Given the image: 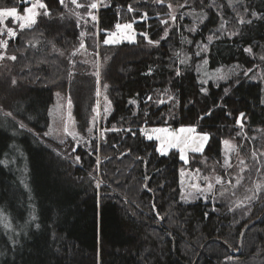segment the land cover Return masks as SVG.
I'll list each match as a JSON object with an SVG mask.
<instances>
[{
  "label": "trees",
  "instance_id": "16d2710c",
  "mask_svg": "<svg viewBox=\"0 0 264 264\" xmlns=\"http://www.w3.org/2000/svg\"><path fill=\"white\" fill-rule=\"evenodd\" d=\"M28 3L0 0V9L22 12ZM42 3L37 22L7 41L16 59L0 65V103L13 115L0 111V264H192L212 237L237 249L242 227L264 209V188L248 209H231L227 200L184 202L185 164L176 150L157 153L141 127L191 125L210 134L203 152L190 155L191 168L201 156L220 161L221 141L232 138L247 155L256 149L247 158L249 179L258 166L257 175L264 173V0H101L97 19L82 26L58 0ZM169 4L202 15L176 19L165 36ZM123 21L134 39L105 45L104 34ZM81 41L98 52L111 110L97 135L63 148L44 136L54 92L71 94L77 123L87 126L91 117L84 74L69 75V53ZM204 58L225 76L201 81ZM196 264H264V215L245 230L240 251L211 240Z\"/></svg>",
  "mask_w": 264,
  "mask_h": 264
},
{
  "label": "rangeland",
  "instance_id": "374dc122",
  "mask_svg": "<svg viewBox=\"0 0 264 264\" xmlns=\"http://www.w3.org/2000/svg\"><path fill=\"white\" fill-rule=\"evenodd\" d=\"M29 3L26 7H31L33 3H37V0H27ZM101 0H86L82 3L77 0L76 4L72 0H63L65 7L75 16L78 25L82 26L83 20L88 18V22H92V16L94 15L97 19V12L101 5ZM232 2L233 0H227ZM39 3H42V0H39ZM91 3H97L98 8L93 10L90 9ZM77 4L80 7H77ZM25 9V8H24ZM41 8H37L36 12ZM189 15L193 20L197 19V16L202 15V12L195 11L190 8H182L181 5L169 4L168 16H167V27L165 28V33L175 25L176 19L185 17ZM7 15V13L0 12V16ZM18 15L25 16L26 13L24 10L18 12ZM175 17V20H173ZM238 20L241 21L242 17L238 16ZM23 21H17L13 18H5L4 22L0 24V41H8L10 36L8 35L7 29L12 28L16 33V30L20 28V23ZM121 25L129 24L131 22L123 21L117 22ZM116 23V24H117ZM114 29L107 31L102 41L105 38H111L112 33L120 32L115 39L116 42L121 41H132L135 36V30L132 27L129 29ZM226 26L221 27L222 30H225ZM227 30V29H226ZM225 30V31H226ZM82 33V30H81ZM164 33V34H165ZM96 42V41H95ZM81 41L75 49V53H69L70 59V72H72V77L75 76V71H79V74H84L83 80H87V85L90 87L89 99L92 100L91 105V117L87 126L77 123L74 119L73 114V100L70 93H66L63 90H56L54 92V99L49 107L50 122L47 131L44 133L45 137H50L63 148L66 147L69 143H72V147L78 142L88 141L89 137L97 135L100 131L99 121L105 117L111 110V102L106 93V87L100 81V67L101 61L97 51H93L87 48L84 44V47L81 48ZM98 48V45H96ZM68 55V54H67ZM0 65L2 66L7 62L11 54L6 51V47H0ZM181 62L187 61V56L179 57ZM81 67V68H80ZM80 68V70H79ZM197 69L199 71L200 80L205 82L207 80L215 79L218 77L225 76L226 72L222 67L210 68L207 65V60L205 58L197 64ZM259 72V71H258ZM261 80L264 84V73H260ZM71 100V104H69ZM2 102V101H1ZM107 109V112L105 111ZM0 111L12 118L13 115L8 109H5L0 103ZM71 114V115H69ZM22 123H20L21 125ZM0 126H5V124L0 121ZM67 126V132L65 127ZM182 126H191V125H179V126H170V125H158L153 126L148 131V136H152L156 142V147L160 145L161 141L157 140L155 137L157 135H164L163 133L153 132V129L164 128L169 130H178ZM97 130V131H96ZM199 132V131H197ZM206 133V132H205ZM63 141V142H61ZM16 145V144H15ZM54 148L68 160L77 164L76 161L71 158L66 151ZM171 150H176L178 152V157H180V149L169 147L166 149V153ZM247 151V150H246ZM247 153L249 157L253 158L256 156V149L249 148ZM191 151H186L185 156L187 161H190ZM248 155L241 150V146L232 138H225L221 141V160L214 162H205L204 157H200V165L191 168L188 163H183V166L179 170V187H180V199L184 202H191L197 199H202L204 201L210 202L211 204L217 203L219 201L227 200L231 209L241 208L242 206H250L256 199L257 194L262 188H264V173L257 175L258 167L256 169V175L249 179V175L246 174V171L249 170L248 165ZM227 160V164L225 161ZM228 165H231L230 167ZM99 179L98 177H96ZM217 180L220 182L217 183ZM211 184V191H206L201 193L193 185H197L201 189H207L208 185ZM248 211V210H247Z\"/></svg>",
  "mask_w": 264,
  "mask_h": 264
},
{
  "label": "snow or ice",
  "instance_id": "6c2138e0",
  "mask_svg": "<svg viewBox=\"0 0 264 264\" xmlns=\"http://www.w3.org/2000/svg\"><path fill=\"white\" fill-rule=\"evenodd\" d=\"M59 3H63V0H58ZM72 2L74 4H76L77 0H72ZM77 7H80V5L77 4ZM37 8H41V9H46L47 5L45 3H39V0H37V3H33L31 7H25L24 12L26 13L25 16H20L18 15V9L17 7H8V8H4V9H0V12L3 13H7V15L4 16H0V24H2L4 22L5 18H13L17 21H23L20 23V28L24 29L26 27L30 28L33 24H35L36 21V16H37V12L36 9ZM98 8V4L97 3H91L90 5V9H97ZM129 11H133L132 7L129 6ZM44 15H49L48 11H45ZM146 15V14H145ZM253 16H256L257 14L255 12L252 13ZM93 20H96V17L93 15L92 16ZM181 19H183V17H181ZM173 20H175V17H173ZM162 23H166V21H162ZM240 23H244L243 20L240 21ZM250 23V21H249ZM116 29L120 30V29H129L131 30L133 25L131 23L129 24H124L121 25L119 23H117L115 25ZM8 35L10 37H15L16 33L14 32V30L12 28H8L7 29ZM121 33L115 32L112 33L111 38H105L103 43L105 45H109V44H113L116 42V37L118 35H120ZM145 35V39L148 40V43L152 44V43H156L158 44L159 41H152L151 39H149L147 37L146 34ZM167 35V32L165 33V36ZM165 37H162V39H164ZM209 42L212 41V37L209 36L208 37ZM81 48L84 47V44L81 43ZM0 47H7V41H0ZM245 51H249V49H245ZM196 55H200L199 52L196 53ZM2 58V57H0ZM10 59L15 60L16 57L12 56L10 57ZM251 71V69L249 70ZM69 75H71V73H69ZM176 75L180 76L181 75V71L179 68H177L176 70ZM245 76L248 75L247 72L244 73ZM13 83H15V81H13ZM105 87H107V85H105ZM201 92L207 94V90L204 89L203 87L200 89ZM227 92V89L225 90ZM172 97L169 96V100H171ZM148 100H152V97L149 96ZM158 103H164V101H159ZM262 103H264V101H262ZM69 104H71V100H69ZM105 111L107 112V109H105ZM211 114V113H209ZM71 115V114H69ZM245 116V114L243 112H241L239 114V117L236 119V124L238 126H240L241 128L243 127V117ZM21 127H23V125H21ZM65 131L67 132V126L65 127ZM126 131H131L130 129L126 130ZM143 131V130H141ZM153 132L156 133H163L164 135H157L155 138L159 141H161L160 145L156 147L155 151L161 155H166V149L169 147L172 148H179L180 149V160L183 161L184 163H188L186 156H185V152L186 151H191L192 153H202L203 150L207 147V142L210 141L211 136L208 133H205L203 131L197 132V128L195 126H182L180 127L178 130H169V129H164V128H157V129H153ZM149 140L153 139L152 136H148L147 137ZM63 142V141H61ZM73 152L76 151V149L72 150ZM77 162H79L80 157L77 156L76 157ZM225 163L227 164V160L225 161ZM229 167L231 165H228ZM220 181L217 180V183H219ZM193 187L197 188V190L199 192H201L202 194L205 193L206 191H211L212 185L209 184L207 189H201L199 188L197 185H193ZM32 219L35 220L36 217L35 215L32 216ZM36 228L39 229L40 225L36 224Z\"/></svg>",
  "mask_w": 264,
  "mask_h": 264
},
{
  "label": "water",
  "instance_id": "95a60500",
  "mask_svg": "<svg viewBox=\"0 0 264 264\" xmlns=\"http://www.w3.org/2000/svg\"><path fill=\"white\" fill-rule=\"evenodd\" d=\"M21 125H23V124H21ZM23 126H24V125H23ZM146 185H147V180H146L145 183H144V187H146ZM263 215H264V209H263V210H262V211H261L256 217L250 219V220H249V221H248V222L242 227V229H241V231H240V234H239V240H238V247H237V249H233L228 243H226V241H224V240H222V239H220V238H218V237L207 238L206 240H204V241L202 242V244H201L200 247L198 248V251H197V253H196V255H195V257H194V259H193V261H192V264H196V261H197L198 257L200 256V254H201V252H202V250H203L204 245H205L207 242L211 241V240H216V241L220 242V243H221L222 245H224L227 249L235 250L236 252L240 251L241 246H242V238H243V234H244L245 230H246L247 228H249L250 226H252L253 224H255L260 218H262Z\"/></svg>",
  "mask_w": 264,
  "mask_h": 264
},
{
  "label": "built area",
  "instance_id": "2783aa9c",
  "mask_svg": "<svg viewBox=\"0 0 264 264\" xmlns=\"http://www.w3.org/2000/svg\"><path fill=\"white\" fill-rule=\"evenodd\" d=\"M116 25V23H114V26ZM141 130H143V131H141L144 135H147L148 134V131L146 130V128L145 127H141Z\"/></svg>",
  "mask_w": 264,
  "mask_h": 264
}]
</instances>
